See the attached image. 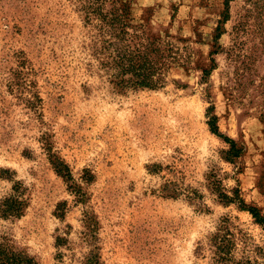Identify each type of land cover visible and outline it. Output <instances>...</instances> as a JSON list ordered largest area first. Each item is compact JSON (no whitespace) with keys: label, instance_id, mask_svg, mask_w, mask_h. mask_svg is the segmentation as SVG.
Returning <instances> with one entry per match:
<instances>
[{"label":"rangeland","instance_id":"374dc122","mask_svg":"<svg viewBox=\"0 0 264 264\" xmlns=\"http://www.w3.org/2000/svg\"><path fill=\"white\" fill-rule=\"evenodd\" d=\"M131 10L187 47L189 64L161 88L117 90L70 0H0V199L19 181L27 200L19 218L0 217V234L37 264H82L93 245L101 264H264L263 229L214 187L264 211V0ZM209 114L242 145L233 162Z\"/></svg>","mask_w":264,"mask_h":264},{"label":"trees","instance_id":"16d2710c","mask_svg":"<svg viewBox=\"0 0 264 264\" xmlns=\"http://www.w3.org/2000/svg\"><path fill=\"white\" fill-rule=\"evenodd\" d=\"M78 11L83 25L88 28L91 36V47L98 68L109 78V81L119 91L127 89H158L166 83L167 75L174 66H187L190 55L186 46H178L168 33L164 35L152 32L144 23H135L131 10V0H70ZM229 0H226V5ZM227 7V6H226ZM216 28L215 39L221 35ZM176 41H182L176 38ZM216 49L210 52L215 54ZM211 61L214 62L213 57ZM213 64L202 69L205 79L213 69ZM210 106L207 110L209 113ZM207 121L209 130L219 137L227 149L223 159L229 162L241 155L243 147L234 138L222 133L216 123V115L209 114ZM54 171L70 184L73 190L80 194V186L72 180L70 169L66 163L49 154ZM150 171H153L150 169ZM1 172H8L2 169ZM216 192L224 203H235L241 210H246L254 222L261 226L264 232V211L255 205L246 203L234 189L229 195L217 188ZM175 192L163 193V196H176ZM27 206L24 189L19 181H14L12 192L0 199V217L19 218ZM65 238L56 237V247L63 245ZM0 264H37L35 258L16 246L6 234H0ZM82 264H101L98 247H93L84 256Z\"/></svg>","mask_w":264,"mask_h":264}]
</instances>
